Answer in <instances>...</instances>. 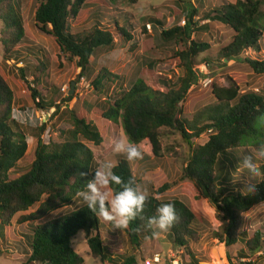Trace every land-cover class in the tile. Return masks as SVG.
Instances as JSON below:
<instances>
[{
	"label": "trees",
	"instance_id": "16d2710c",
	"mask_svg": "<svg viewBox=\"0 0 264 264\" xmlns=\"http://www.w3.org/2000/svg\"><path fill=\"white\" fill-rule=\"evenodd\" d=\"M127 1L136 3L138 0ZM88 2L45 0L35 12L37 28L48 30L58 44L60 66L71 58L77 59L81 77H88L86 73L96 50L112 46L116 42V35L126 41L134 39L128 28L117 20L114 32L94 27L90 31L71 33L70 22L78 23L81 20ZM199 12L196 8L186 10V25L179 22L165 28L162 21H157L162 27V39L176 48L172 58L177 60L183 76L171 79L160 74L154 81L156 74L150 67L153 75L149 73V76L125 84L122 77L103 67L92 80L94 90L106 95L104 106L96 108L95 114L105 121L120 124L132 146L150 141L155 157L163 155L162 142L171 130L178 131L188 147L181 179L189 183L188 190L195 206L165 195L170 186L165 183L158 189L144 193L147 197L144 206L126 229H114L124 233L130 245L139 249L143 242L156 239L153 233H160L158 225L149 224V220L158 219L160 206L172 203L177 221L168 230V238L187 258L193 256L190 242L199 239L194 224L200 219L202 202L207 200L222 222L215 236L225 244L229 260L235 264L233 255L239 251L240 258H244L258 256L264 248L263 225L251 232L242 230L243 214L264 202V165L259 166L261 176L255 183V191H248L247 183L234 184L229 169L232 162L238 160L233 152L264 144V90L242 91L240 83L233 79H230L228 86L213 84L212 93L216 102L191 121L183 117L182 103L199 79L196 68L198 56L211 49V44L197 39L195 33L212 21L223 23L234 33L232 41L222 48L220 55L229 60H240L253 73L264 75V57L259 55L264 36V0H236L222 4L205 14L209 23L202 26L195 20ZM176 15L182 16L180 11H176ZM25 36V18L19 1L0 0V42L5 61L12 58ZM251 52L255 55L251 56ZM243 53L249 54L242 59ZM205 62L211 64L212 61L205 59ZM42 64L43 68L40 66L42 69H38L40 72L47 66L46 63ZM24 72L21 69L22 79L32 90L35 103L44 109L57 107V101H46L40 90L30 86ZM158 80L161 83L159 87L155 85ZM14 107V90L0 68V221L5 227L11 226L19 212L28 211L37 204L35 211L21 215L17 222L40 221L69 206L75 199H82L78 193L87 191L86 185L97 171L95 152L88 143L100 146L105 141L104 135L88 115L71 110L72 128L64 139L45 143L38 134L31 166L16 178L12 172L28 155L29 146L26 133L19 129L14 118ZM203 133H209L208 140L202 145L196 144L194 140ZM177 156L181 157L178 153ZM111 171L121 180L120 184H108L111 200L126 186L142 192L126 154L118 156L117 164ZM105 202L108 204L110 201ZM109 226L113 227L111 222ZM80 232H83L94 259L103 263L117 262L104 243L99 217L84 204L69 213L37 224L30 241L31 252L22 264H85L84 256L74 243ZM136 262L132 256L127 258L125 264Z\"/></svg>",
	"mask_w": 264,
	"mask_h": 264
},
{
	"label": "rangeland",
	"instance_id": "374dc122",
	"mask_svg": "<svg viewBox=\"0 0 264 264\" xmlns=\"http://www.w3.org/2000/svg\"><path fill=\"white\" fill-rule=\"evenodd\" d=\"M18 1L25 18V39L8 61L3 58V46L0 42V68L5 72L14 90V118L19 129L26 133L29 146L28 155L12 172L16 178L24 174L31 166L38 134H41L45 143L59 142L64 139L67 131L72 128L69 115L71 110L88 115L105 137L104 143L100 146L88 143L95 152L96 169L105 171V165L109 162L116 165L120 154L127 155L126 151L116 150V143L122 141L126 147L132 145L128 142L120 124L105 121L96 116V108L104 106L106 95L94 90L92 80L103 67L122 77L125 84L149 76L150 67L153 68V74H156L154 81H157L160 74L171 79L183 76V70L178 66L177 60L172 58L176 48L174 44L168 45L162 39L160 35L162 27L157 21H162L165 28H171L179 22L181 25H186L184 23L185 11L196 8L200 12L195 20L202 26L209 23V20L205 19L206 13L222 4L236 2V0H138L136 3H129L127 0H89L81 20L78 23L70 22L71 33L90 31L94 27L114 32L117 20L122 26L128 28L134 39L126 41L116 35V42L112 46L96 50L86 73L88 77H81L78 73V60L71 58L64 66H60L58 44L48 30L41 31L36 26V8L45 0ZM176 11H180L181 18L176 15ZM203 27L206 28L197 31L195 37L209 42L211 49L198 56L196 68L199 79L191 88L186 101L182 103L183 117L190 121L207 106L214 105L216 102L212 93L213 84L228 86L230 79H233L240 83L242 91L264 90V75L253 73L240 60H229L220 55L222 48L232 41L233 31L218 21H212ZM261 43L262 50L259 55L264 57V36ZM247 54L249 53H243L242 59ZM250 55L255 54L251 52ZM205 59H211V64L206 63ZM42 63H46L47 66L43 72H40L38 69L43 68ZM40 66L42 68H39ZM21 69L25 71V77L30 86L40 90L46 101H57V107L44 109L35 103L31 95L32 90L22 79ZM155 85L159 87L160 81L158 80ZM72 86H74L73 93H71ZM64 87L66 90L63 91ZM75 92V96L70 97ZM208 138L209 133H203L194 141L202 145ZM162 145L163 155L160 158L154 156L150 141L146 140L137 145L142 156L130 161V164L140 184V189L143 193H148L151 189H158L163 184L169 183L170 186L165 195L176 197L195 206L194 199L188 190L189 183L181 179L184 159L187 157V144L178 131L171 130L164 137ZM168 147H171V150H168ZM260 149L261 146H251L233 152V156L238 160L233 161L232 166L229 167L232 182L233 175H240L238 182L234 184L248 183L249 179H252V183L258 181L261 173L258 178L250 177L247 170L243 169L242 163L244 158L251 153L257 160L258 167L264 165V158L256 156ZM177 153L181 157H178ZM98 187L101 193L105 194V200L111 201L109 186L98 185ZM84 204L82 199H75L69 206L51 213L40 221L19 224L17 219L23 214L35 211L39 205L37 204L28 211L19 212L13 218L10 227L3 226L0 221V264H22L31 252L30 241L37 224L69 213ZM200 215V219H197L194 224V228L199 233V239L190 242L193 256L187 258L181 255V249L170 241L168 232L163 233L160 230L155 240H147L139 249H134L126 235L110 227L109 222L102 217H99V221L104 243L117 262L103 263L99 259H94L90 254V248L83 232L76 236L74 243L76 249L84 256L85 264H125L127 258L132 256L136 258V264H145L146 260L158 252L162 255L159 264H173L172 257H184L185 264H233L229 260L225 244L215 236L222 222L207 200L202 202ZM243 219L242 230L251 232L255 228L264 226V202L245 212ZM234 251L238 250L234 249ZM239 253L240 251L237 255H233L235 264H264V248L257 254L258 256L240 258Z\"/></svg>",
	"mask_w": 264,
	"mask_h": 264
},
{
	"label": "clouds",
	"instance_id": "9594fccd",
	"mask_svg": "<svg viewBox=\"0 0 264 264\" xmlns=\"http://www.w3.org/2000/svg\"><path fill=\"white\" fill-rule=\"evenodd\" d=\"M116 150L126 151L129 161L141 158L142 156L138 146L133 145L126 147L122 141L116 143ZM256 156L258 158H264V145L261 146ZM114 166V164L109 162L105 165V171H100L98 169L94 178L87 183V191L78 193V195L82 197L83 202L98 217H102L105 221L111 222L113 228L123 230L126 229L130 221L135 218L136 213L143 208L147 197L138 188L126 186L115 195L114 199L106 204L105 194L101 193L98 185L107 186L110 182L120 184V177L111 171ZM242 167L247 170L250 177L258 178L260 176L261 169L258 167L257 160L253 158V154L249 153V155L244 158ZM239 176L233 175V183L238 182ZM255 188V183H252V179H249L247 190L255 191ZM158 213V219H150L149 224H157L159 229L163 233H166L177 221L174 204L168 203L160 206ZM153 236L158 237L159 234L153 233Z\"/></svg>",
	"mask_w": 264,
	"mask_h": 264
},
{
	"label": "built area",
	"instance_id": "2783aa9c",
	"mask_svg": "<svg viewBox=\"0 0 264 264\" xmlns=\"http://www.w3.org/2000/svg\"><path fill=\"white\" fill-rule=\"evenodd\" d=\"M186 21H184L185 23ZM63 91L66 90V88L64 87L62 89ZM162 260V255L161 253H155L150 259L145 261V264H159ZM173 264H184V261L181 257H172L171 259Z\"/></svg>",
	"mask_w": 264,
	"mask_h": 264
},
{
	"label": "water",
	"instance_id": "95a60500",
	"mask_svg": "<svg viewBox=\"0 0 264 264\" xmlns=\"http://www.w3.org/2000/svg\"><path fill=\"white\" fill-rule=\"evenodd\" d=\"M72 87H73V89H72L71 93H73V90H74V86H72Z\"/></svg>",
	"mask_w": 264,
	"mask_h": 264
}]
</instances>
